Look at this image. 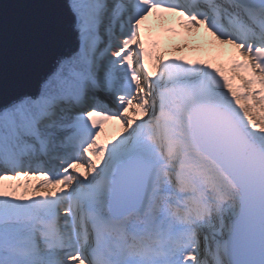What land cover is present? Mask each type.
Listing matches in <instances>:
<instances>
[{"label":"snow or ice","instance_id":"1","mask_svg":"<svg viewBox=\"0 0 264 264\" xmlns=\"http://www.w3.org/2000/svg\"><path fill=\"white\" fill-rule=\"evenodd\" d=\"M69 11L0 106V264H264V0Z\"/></svg>","mask_w":264,"mask_h":264},{"label":"water","instance_id":"2","mask_svg":"<svg viewBox=\"0 0 264 264\" xmlns=\"http://www.w3.org/2000/svg\"><path fill=\"white\" fill-rule=\"evenodd\" d=\"M77 42L67 0H0V106L34 94Z\"/></svg>","mask_w":264,"mask_h":264},{"label":"rangeland","instance_id":"3","mask_svg":"<svg viewBox=\"0 0 264 264\" xmlns=\"http://www.w3.org/2000/svg\"><path fill=\"white\" fill-rule=\"evenodd\" d=\"M68 1V4H70L71 2H72V0H67ZM150 25L151 24H153V21H149L148 22ZM164 25H161V27H163ZM154 35H156L155 33H154ZM106 39V38H105ZM163 39H165V40H167L168 39V37H163ZM170 55H183V54H186V53H172V52H170L169 53ZM105 98H107V100H109V102H111L110 101V99L108 98V97H105ZM111 104L115 107V105L111 102ZM107 126H108V131H109V133H107V135H112V134H114L116 131H118L119 129H118V126H116V125H113V124H106ZM214 247V246H213ZM201 256H202V258H203V256H204V252H203V245L201 246ZM209 259H211V257H208ZM223 258H225L226 259V257H223Z\"/></svg>","mask_w":264,"mask_h":264},{"label":"bare ground","instance_id":"4","mask_svg":"<svg viewBox=\"0 0 264 264\" xmlns=\"http://www.w3.org/2000/svg\"><path fill=\"white\" fill-rule=\"evenodd\" d=\"M102 99H104V100H107V98H105V97H101ZM108 101V104H107V106L109 107V108H115L112 104H111V102H109V100H107ZM108 126L107 125H105V131H106V133H109V131H108Z\"/></svg>","mask_w":264,"mask_h":264},{"label":"trees","instance_id":"5","mask_svg":"<svg viewBox=\"0 0 264 264\" xmlns=\"http://www.w3.org/2000/svg\"><path fill=\"white\" fill-rule=\"evenodd\" d=\"M223 258V257H222Z\"/></svg>","mask_w":264,"mask_h":264}]
</instances>
